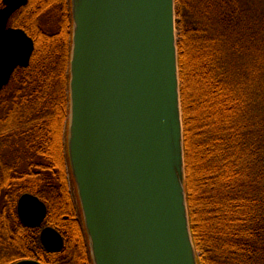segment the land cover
<instances>
[{"label": "trees", "instance_id": "16d2710c", "mask_svg": "<svg viewBox=\"0 0 264 264\" xmlns=\"http://www.w3.org/2000/svg\"><path fill=\"white\" fill-rule=\"evenodd\" d=\"M185 189L197 264H264V0H175ZM2 0H0V7ZM20 16L21 18L17 17ZM70 0H28L9 18L33 39L0 91V264H91L66 158ZM73 192V191H72ZM31 193L40 227L18 218ZM75 202V206H74Z\"/></svg>", "mask_w": 264, "mask_h": 264}, {"label": "water", "instance_id": "95a60500", "mask_svg": "<svg viewBox=\"0 0 264 264\" xmlns=\"http://www.w3.org/2000/svg\"><path fill=\"white\" fill-rule=\"evenodd\" d=\"M28 0H2L0 91L33 39L8 25ZM67 155L92 264H197L185 192L175 0H70ZM40 227L46 205L17 200ZM46 250L63 246L51 226ZM12 264H42L23 258Z\"/></svg>", "mask_w": 264, "mask_h": 264}, {"label": "rangeland", "instance_id": "374dc122", "mask_svg": "<svg viewBox=\"0 0 264 264\" xmlns=\"http://www.w3.org/2000/svg\"><path fill=\"white\" fill-rule=\"evenodd\" d=\"M25 6V5H24ZM23 7V6H22ZM21 8V7H20ZM70 11H71V5H70ZM175 12H176V3H175ZM18 18H21L20 16L17 17ZM176 25H177V15H176ZM9 21V20H8ZM9 25V24H8ZM72 19H71V29H70V43H69V59H70V51H71V36H72ZM15 27V26H13ZM20 28V27H19ZM176 32H177V61H178V73H179V47H178V40H179V37H178V25H177V28H176ZM68 72H69V66H68ZM68 82H69V75H68ZM179 91H180V73H179ZM181 95V94H180ZM68 97H69V91H68ZM69 100V99H68ZM180 103H181V98H180ZM181 113H182V110H181ZM68 121H69V104H68V112H67V118H66V125H65V131H66V135H65V139L67 141V127H68ZM67 146V144H66ZM66 152H67V149H66ZM68 156V155H67ZM66 162H67V167L69 166V161H68V157L66 158ZM69 168V167H68ZM69 173H71L70 171V168H69ZM184 175H185V164H184ZM68 187H69V190L71 192V196L73 197L74 201L77 202L76 205H78V209H80V215H81V221H82V225H83V229L85 231V228H84V223H83V217H82V212H81V208H80V204H79V200H78V196H77V191H76V187H75V184L73 182V184L71 185V183L69 182L68 183ZM73 191V192H72ZM185 192H186V189H185ZM75 202H74V206H75ZM187 202V201H186ZM188 208V207H187ZM86 234V233H85ZM86 239H87V245H88V250H89V255H90V263L92 264V259H91V254H90V249H89V244H88V237H87V234H86ZM197 253V252H196Z\"/></svg>", "mask_w": 264, "mask_h": 264}, {"label": "flooded vegetation", "instance_id": "af4514ba", "mask_svg": "<svg viewBox=\"0 0 264 264\" xmlns=\"http://www.w3.org/2000/svg\"><path fill=\"white\" fill-rule=\"evenodd\" d=\"M11 26V25H10ZM13 27V26H12ZM46 211H47V208H46ZM46 217V216H45ZM45 219V218H44ZM44 226H49V225H44ZM52 227V226H51ZM58 231V230H57ZM59 232V231H58ZM60 233V232H59ZM61 234V233H60ZM62 236V235H61ZM63 238V236H62ZM63 244H64V239H63ZM63 247V246H62Z\"/></svg>", "mask_w": 264, "mask_h": 264}, {"label": "bare ground", "instance_id": "6f19581e", "mask_svg": "<svg viewBox=\"0 0 264 264\" xmlns=\"http://www.w3.org/2000/svg\"><path fill=\"white\" fill-rule=\"evenodd\" d=\"M16 11H17V10H16ZM16 11H15V12H16Z\"/></svg>", "mask_w": 264, "mask_h": 264}]
</instances>
